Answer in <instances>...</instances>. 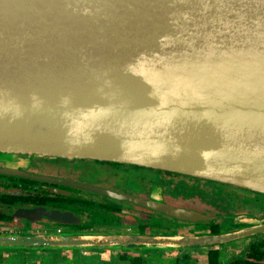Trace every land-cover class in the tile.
<instances>
[{
  "label": "water",
  "instance_id": "95a60500",
  "mask_svg": "<svg viewBox=\"0 0 264 264\" xmlns=\"http://www.w3.org/2000/svg\"><path fill=\"white\" fill-rule=\"evenodd\" d=\"M0 152L137 165L264 194V0H0ZM120 239L6 235L0 246L203 244Z\"/></svg>",
  "mask_w": 264,
  "mask_h": 264
},
{
  "label": "flooded vegetation",
  "instance_id": "af4514ba",
  "mask_svg": "<svg viewBox=\"0 0 264 264\" xmlns=\"http://www.w3.org/2000/svg\"><path fill=\"white\" fill-rule=\"evenodd\" d=\"M109 191L152 206L122 200ZM161 205L210 219L186 221L151 208ZM262 226V193L137 165L0 152V236L203 240L182 246L15 248L44 256L47 261L41 264H54L51 251L57 250L59 264H70L62 263L69 254L87 257L90 250L99 255V262L90 264H264V232L246 234ZM239 233L244 236H235Z\"/></svg>",
  "mask_w": 264,
  "mask_h": 264
},
{
  "label": "rangeland",
  "instance_id": "374dc122",
  "mask_svg": "<svg viewBox=\"0 0 264 264\" xmlns=\"http://www.w3.org/2000/svg\"><path fill=\"white\" fill-rule=\"evenodd\" d=\"M208 200V197L207 199ZM207 202V201H206ZM244 241V240H243ZM239 243V242H236ZM43 248H37L34 250H40ZM17 251H20V254L15 255ZM90 254L87 257H84L79 254H69V260L66 259L62 263L68 262L70 264H90V263H98L99 262V255H96L90 250ZM11 253V254H10ZM35 252L27 253L26 250H17L15 248H4L0 251V264H41L44 261H47L44 256L35 255ZM51 253L54 255V259L52 260L54 264H59V258L58 254L61 252L59 250L54 253V251H51ZM49 264V263H48Z\"/></svg>",
  "mask_w": 264,
  "mask_h": 264
}]
</instances>
